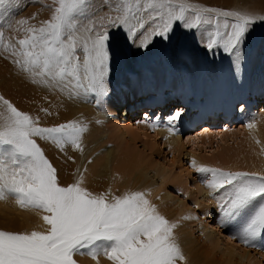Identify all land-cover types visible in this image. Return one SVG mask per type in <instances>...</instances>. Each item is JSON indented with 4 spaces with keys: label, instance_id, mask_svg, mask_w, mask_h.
Returning <instances> with one entry per match:
<instances>
[{
    "label": "snow or ice",
    "instance_id": "snow-or-ice-1",
    "mask_svg": "<svg viewBox=\"0 0 264 264\" xmlns=\"http://www.w3.org/2000/svg\"><path fill=\"white\" fill-rule=\"evenodd\" d=\"M8 2L0 0V8ZM88 9L86 0H59L51 19L39 29H28L31 34L18 41L19 51L11 49L21 71L51 87L106 96L112 28H124L135 37L149 20L153 21L141 45L146 49L150 38L168 40L177 22L186 29L214 24L206 48L212 51L222 47L236 55L255 22L254 16L211 7L195 9L181 4L177 10L171 0H117L115 15L106 12L99 17L100 30L85 28L89 35L81 45L75 35L76 17ZM188 10L195 16L186 17ZM205 13L214 14L216 19ZM220 17H233L235 22L225 19V31L221 32ZM9 47L5 45V50ZM0 102L7 111L0 127V199L11 194L20 207L42 210L43 222L48 226L44 232L0 231V264H76V254L94 259L102 254L112 264H178L185 259L174 235L177 226L159 214L145 193H94L85 186L82 175L67 186L60 183L58 170L34 137L52 142L61 151L66 145L82 151L85 127L76 123L42 127L38 119L18 110L7 99L0 97ZM179 116L177 112L170 120H178ZM196 171L210 174L206 181L210 196L215 198L214 194L223 190V198L218 201L222 226L237 222L258 198L264 201V176L207 167ZM260 237H264V203L234 238L251 245Z\"/></svg>",
    "mask_w": 264,
    "mask_h": 264
},
{
    "label": "bare ground",
    "instance_id": "bare-ground-1",
    "mask_svg": "<svg viewBox=\"0 0 264 264\" xmlns=\"http://www.w3.org/2000/svg\"><path fill=\"white\" fill-rule=\"evenodd\" d=\"M22 1L25 2L24 4H34L35 7L39 9L29 8L24 14L18 17H13L16 14L21 13L20 9L14 6L18 4V6L22 8L21 6L23 5L20 4ZM86 2L89 4V9L84 15L76 17L78 31L75 35L78 43L81 45L84 42L83 38L89 35L84 30L85 28L100 30V20L98 18L103 17L106 12H111L112 15H115L113 9L117 0H86ZM171 3L178 10L181 4L186 5V0H171ZM203 4L206 7L215 8L218 11L243 12L244 14L254 16L255 19L264 22V20L260 19L261 16H264V0H203ZM58 6L59 0H9L8 3L0 8V34L4 35L2 40L5 39V45L10 46L9 50L14 48L12 46L15 45L16 48L17 46L19 47V39H25L31 34L28 29H39L44 26L45 22L49 21L54 14L55 7ZM199 7L200 6H195L192 8L199 9ZM191 11L192 10H188V13L185 12V15L188 16V14H191ZM20 21H26V23L20 24ZM222 25L223 24H221L220 31L224 32L225 30ZM153 26L154 22L149 20L145 25V29L138 31L139 34L137 33L135 36L136 38H134L136 40H134L132 45L129 46L134 52L142 49L141 45L144 42V37L147 36ZM176 26H179L178 23ZM186 30L192 35L191 41L189 40L186 42V49L190 50V53L187 54L193 55L194 58L197 59L199 56H202L205 48L204 44L197 43L206 38L203 34L204 28L199 26L194 29ZM186 30L184 31L185 35ZM125 31L124 28L110 29L109 51L110 58L112 59V61L110 59L111 62H113L114 58L112 57L116 55L115 53H121V51H124L123 47H126V44L124 43L125 38L123 39L121 37L123 32L124 35L127 34ZM176 33L178 34L176 39L184 35L180 34L181 30H179L178 27L175 28L173 35L176 36ZM157 38L158 37L150 38L151 44H153V40H156ZM128 40L130 41V39ZM5 45L3 50L1 49L2 51H0V97L7 99L18 110L30 115L34 120L38 119L39 126L50 127L65 123H76L86 128V132L81 135L82 151L75 150L70 145H66L64 150L61 151L52 142L40 139L39 137H34L35 142L42 149L45 157L49 159L53 166L58 170L59 180L62 185L67 186L68 184L75 182L77 178L82 175L85 186L94 193H112L116 196H122L126 193L135 191L145 193L146 198L155 205L159 214L165 217L170 223L177 226L174 229V235L182 254L185 257V259L179 261L178 264L260 263L254 262L256 256H252L249 251L240 248L238 244H236L237 246H228L224 243V238L221 237L220 233L213 230L209 231L211 227H209L208 223L204 222V220H199V224L196 226H192L191 223L188 224V221L186 222V215L183 217L184 221L181 220L180 217L183 215L181 209L183 210L184 208L183 201L173 197L166 189V187H169L172 182L178 181V183H181L178 177L172 176L171 168H165L164 166L161 167L159 165L155 166L149 161L150 159L148 156L143 155V158H140L138 153H136L134 156L136 159H134L132 154L129 155L124 152L115 155L116 152H113L111 149H102L99 152H95L94 148H91V150L93 149L92 151L87 149V145L90 143L91 146L96 145L98 148H101L103 144L101 146V139L99 140L98 138L101 137L104 130H107L108 132H111L113 136L112 139L110 137L108 140L109 142L110 140L121 141L128 146L129 144L133 145L135 141L140 140L145 143L143 147L149 145V149H151L150 145L155 147L157 145L156 140L159 139L162 142V145L173 149V151L170 152H183L184 146L181 143L182 140H180L182 128L186 124V129H189L194 121L199 120L197 117H194L196 115L191 117L188 116V110L190 111L192 108L197 107L202 118H206L207 116L208 118H211L206 124L207 128L210 124L212 126L214 125L213 127L221 124L223 127L224 122L227 121L226 119L229 116H232L233 123H236L238 118V122H241L242 119L243 124L241 126H243V130L241 135L243 142H245V146H242L241 148L236 147L238 150L229 151L228 149V151L221 157H218L217 160L221 163L218 164L222 165L225 169H234L235 172L255 173L257 176H264V138L262 131V125L264 124V121L262 122V120L264 115L258 116V113L255 114L253 112L254 110L252 111L250 104L245 100V95L250 89L256 88L257 90H261L260 87H258L259 84L251 82L250 84H241L237 87L232 86L233 83H228L223 90L221 89L219 91L211 92L209 91L210 88L208 89V86L206 87L198 80V78H196L198 75H195V79L192 80V87H189V90L186 88V91L184 92L182 90V93H185L186 95V114L183 113L184 111L181 112L182 109L176 111L175 114L177 112L182 113L178 120H170L171 117L175 116V114H173L172 116H166V118H163V116L161 119H158L157 117L153 119L154 121L152 124H149L154 112L152 109H149L150 112H148L150 116L146 118L144 117V122H141V124L138 123L136 128H131L129 125L130 127L121 130V128L117 126L112 127L111 125L114 123V119H116L115 114L120 110L121 99L124 96L128 97L129 90L127 92L122 91L120 92V95L114 97V95L111 94L112 88L107 84V98L105 96L93 98L91 97L92 93L85 94L78 91L73 92L70 88H65L63 86H48L41 83L39 77L34 78L30 73H23L15 63V58L12 56L11 52L5 50ZM220 49L223 50L222 47H220L219 50ZM16 50H18V48ZM116 63L119 64V62ZM149 63L150 58L145 60V63L141 65V69L139 70L145 71L148 68L147 65ZM114 65H116L115 62ZM116 66H118L117 69L119 70L120 66ZM114 67L115 66H113V68ZM243 72L244 74H247L246 69H244ZM138 73L142 76L141 74L143 72L139 71ZM144 76L139 78V82H143L146 79ZM158 80L155 83L156 93H159L162 90L161 87L166 82L165 79ZM173 81L177 80L173 79ZM158 82L160 83L158 84ZM159 85L161 89L159 88ZM174 88L176 89V87ZM171 89L174 93H177L173 88ZM131 91V94H136L134 93V89ZM159 94L161 95V93ZM171 95L174 94L171 93ZM190 95L192 99L195 100L192 104L188 103V96ZM261 96L262 95L259 94V97ZM180 97L184 103L183 97ZM198 97H202L203 102L206 103L204 104L202 102L200 104ZM259 97L257 99L263 104L264 111V100H261ZM148 99V107L154 109L152 102L155 100V97ZM236 100L239 101V104H237ZM259 101H252V106H255ZM132 103L133 102H129L126 104L127 107L132 109ZM106 106L109 108V111ZM237 106H240V111L239 114L236 115ZM249 106L250 108H248ZM128 109L127 115L129 114ZM159 110L158 112L160 113L161 110ZM173 111H170V113H173ZM257 112H259L258 109ZM243 113L245 114L243 115ZM103 114H107V119H105L104 116H101ZM6 115V107L0 102V127L3 126ZM98 115L103 117L102 120L104 121L98 123V121H101L95 119ZM101 117L99 119H101ZM165 123H168V126H165ZM178 123L181 127L180 130L177 125ZM249 125H251V127ZM122 126L124 125L122 124ZM202 126L205 134L200 133V135H197L196 138L193 139L186 138L188 141H185H187L188 144L192 143V145L195 146L198 140L201 141L205 138L204 136H210L209 134L213 133L209 129H206L204 125ZM216 134L218 135V133ZM108 135L110 136V133ZM126 138H128V140H126ZM117 145L119 146V144ZM157 148H159L158 145ZM87 150L89 152H87ZM189 153L188 155L190 156L188 159L190 158L189 161L192 165H207L210 166V168H213L211 166L212 162L207 160L208 163L203 164L201 157L195 155L194 152H191V154ZM69 157H71V159ZM205 189L209 190L207 187ZM205 189L204 187L200 188L204 198L203 200L209 204L212 203L215 206L217 205L215 209L220 208L218 201L223 198V190L218 194H214L215 198H213V196L209 195L211 190L206 191ZM10 196L12 195L6 194L4 199H0V229L15 231L16 233H30L31 231L44 232L47 230L48 226L44 224L42 219L45 214L42 210H39V212H31L28 211L29 209H33L31 207L26 210V208L23 209L18 204L15 206L10 202ZM259 202L261 203V201ZM215 209L209 208L206 211L211 213ZM201 213H203L202 217L204 218V212L202 211ZM243 218L244 216H242L240 220ZM223 223L218 222V228L219 225H223ZM242 223L245 222L243 221ZM240 225L239 223L236 224L238 228ZM198 231H200L203 238L198 235ZM240 231L238 233H240ZM236 233L237 232L234 234ZM238 233L236 235H238ZM230 238L232 239L234 236L231 235ZM263 238L264 237H260L257 239L260 242L259 245H261L260 247L258 245L260 250H264V248H261L262 245L264 246ZM257 255L262 256V254L260 255L258 253ZM73 259L76 261V264H112V262L102 254L98 255L95 259L88 255L76 254Z\"/></svg>",
    "mask_w": 264,
    "mask_h": 264
},
{
    "label": "rangeland",
    "instance_id": "rangeland-1",
    "mask_svg": "<svg viewBox=\"0 0 264 264\" xmlns=\"http://www.w3.org/2000/svg\"><path fill=\"white\" fill-rule=\"evenodd\" d=\"M24 3L25 2L23 1L20 3L21 5H23L21 6L22 8H20L18 4L14 6L20 9L21 13H18L13 17H18L24 14V12H26L29 8L39 9L35 7L34 4L31 5ZM186 5H190L192 7L200 6L199 9L207 8L203 4V0H186ZM186 13H188V11H186ZM239 13L244 14L243 12H239ZM195 14L196 13L194 11H191V14H188V16L186 15V17H193L195 16ZM205 15L211 16L213 20L216 19L214 14L205 13ZM225 19H227L229 23L235 22L233 17H227V18L221 17V24H223V21ZM177 23L179 26H174L173 32L170 34L168 40H164L162 37H158L156 40H153L154 42V43L152 42L153 44L149 43L146 49L142 48L140 51H135V52L129 46H131L134 40H136L134 39L136 37H133L127 31L125 32L128 35L127 34L124 35V32L123 34H121V37L123 39L125 38L124 43L126 44V47L125 46L123 47L124 51H121V53L118 54L115 53L116 55L112 57L114 58L113 62H111L112 59L110 58L111 61H109V70H108V72L109 71L110 72L107 73V84L109 85V87L112 88L111 94L114 95V97L120 95V92L122 91L127 92L129 90L130 92L128 97L124 96L121 99V104L119 108L120 110L115 114L116 119H114V123H112L111 126L112 127L117 126L121 128V130H124L126 127H130V126L131 128H136L138 123L141 124V122L145 121L143 119L144 117L146 118L150 116L149 109H152V111L154 112L156 111L158 112V110L160 109L161 111L159 110L160 113L159 112L158 113L159 114L162 113L164 116V117L162 116L163 118H166V116H172L173 114H175L176 111L181 109H182L181 112L184 111L183 113L186 114V95L185 93H182V90L184 92L186 91V88H188L189 90V87L190 88L192 87L191 86L192 80L195 79V75H198L196 78H198V80L202 82L206 87L208 86V89L210 88L209 91L211 92L219 91L221 89L223 90V88L228 83H233L232 86H237V87H239V85L241 84L242 85L247 83L250 84L251 82L259 84L258 87H260L261 90H257L256 88L250 89L249 91H247L245 95V100L250 104L252 111L254 110L253 112L255 114L258 113V116L264 115L263 104L257 99L259 97V94L262 96L264 95V22L260 21L259 19H255V22L250 25L249 31L246 34V39L242 51L237 52L236 55L229 54L221 49L219 50L220 47L214 48L212 51H209L206 48V42L208 40L209 34L215 31V25L214 24L201 25V27L204 28L203 34L205 35L206 38L205 40L198 41L197 43L204 44L205 48L202 53V56H199V58L197 59L194 58L193 55L187 54L190 53V50L186 49V42L189 40L191 41L192 35L190 34L189 31L186 30V28L183 27L181 23L179 22ZM177 27L179 30H181L180 34H184V31L186 30V35L184 34L176 39L178 34L176 33V36L173 34L175 28ZM3 37L4 35H2V39ZM127 38L130 39V41ZM2 39H0V51L3 50L5 45V39L4 40ZM12 47H14L15 49L18 48L17 51L20 50L18 46L16 48V45ZM8 51L11 52V49ZM149 58H150V63L147 65L148 68L145 71L139 70L141 69V65L145 63V60ZM114 62L116 65L120 66L119 70L117 69L118 66L114 65ZM116 62H119V64H117ZM113 66L115 67L113 68ZM244 69L247 70V74H244L243 72ZM139 71L143 72L141 74L142 76L145 75L144 77L146 79L143 82H139V78H142V76H140L138 73ZM158 79L166 80L165 84H163L161 87L162 90L159 92L161 93V95L159 93H156L155 91L156 90L155 83L157 82ZM173 79L177 81H173ZM159 83L160 82H158V84ZM174 87H176V89ZM171 88L177 91V93H174ZM132 89H134V93L136 94H131ZM171 93L174 95H171ZM180 96L183 97L185 104L182 102ZM262 96L259 98L261 100H264V96L263 97ZM91 97L96 98L98 96L91 94ZM105 97L107 98V95ZM154 97L155 100H153L152 102L154 109L149 108L148 98L152 99ZM194 101L195 100L192 99L191 95L188 96L189 104H192ZM198 101L201 104L203 102V98L198 97ZM252 101H259L256 103V105L258 106L256 105L252 106ZM129 102H133L132 109L127 107L126 105ZM203 103L205 104L206 102ZM237 104H239V101H237ZM250 106L248 108H250ZM255 107L259 110V112H257V109ZM106 108L109 111V108L107 106ZM127 109L129 113L128 115H127ZM170 111L171 112L173 111V113H170ZM239 111H240V106H237L236 115L239 114ZM154 112L153 115L151 116L152 119L149 121V124H152L154 121L153 119L158 117ZM180 114L182 115V113ZM244 114L245 113H243V115ZM195 115L196 116L194 117H197L199 120L207 121L205 122L206 124L211 120V118H208V116L206 118H202L201 117L202 115H200L199 112ZM99 116L100 115H98L97 118H95L97 119V121L101 120L98 121V123L104 121L102 120L103 117L101 116H104L105 119H107L108 117L107 114L106 115L103 114L100 116L101 119H99L100 118ZM188 116L191 117L193 115L189 114ZM208 119L210 120L208 121ZM238 120H236L235 125L232 126H228V127L223 126L222 128L213 127L215 129L210 130L211 132H213L212 134H209L210 136H204L205 133L203 132V128H202L203 126L201 125L202 123L198 124L196 128L190 131L189 129H186V124H185V126L182 128V134L180 136V140H182L181 143L184 146V151L178 153L170 152L173 151V149L165 145H162V142L159 139L156 140L159 148H157V145L155 147L150 145L151 149H149V145H147V147H143L145 143H143L140 140L135 141L133 145L129 144L128 146H126L124 142L121 141L110 140L109 142L108 140L110 139V137L112 139L113 136L112 133L108 132L107 130H104L101 137L98 138L99 140L101 139L100 140L101 146L103 144L102 147L100 146L101 148H98L96 145L91 146L90 143L87 145V149H89L90 151L91 148H94L95 152H99L102 149H108V150L111 149L113 150V152H116L115 155L124 152L129 155L132 154L133 157L136 155V153H138L140 158H143V155L148 156L150 159L149 161L155 166L159 165L161 167L164 166L165 168H171L172 176L178 177L181 183H178V181L172 182V184L169 187H166V189L170 194H172L173 197L181 199L183 201L184 208L182 207L183 210L181 209L183 213V215L180 217L181 220L184 221L183 217L186 215V222L188 221V224L191 223L192 226L198 225L199 220H204V222L208 223L209 227H211L209 231L213 230L219 232L221 237L224 238L223 239L224 243H226L228 246L229 245L237 246L236 244H238L240 248L249 251L252 256H256L254 258L255 259L254 262H260L259 264H264V250H260L259 247L261 245H259L260 242L258 240H256L257 242L254 241L251 245L244 246V243L240 242L239 240H236V238L235 239L230 238L231 235L234 237L237 236L236 234L240 230H242L250 215L254 214V212L258 210L259 204L264 203V201L257 199V201L253 202L247 214L244 215V218L246 220L243 218L242 220L239 219L237 221L239 225L241 222L239 228L236 226L235 222L229 227H225L222 226V224H220L218 228L217 223L218 222L223 223L221 210L220 208L215 209L217 205L215 206L212 203L209 204L208 202L203 200L204 198L202 196V192L200 191L201 187H204V189L207 187L206 181L210 179V174L199 173L196 171V168L198 167L210 168V166L192 165L191 162L189 161L190 158L188 159V157L190 156L188 155V153L190 152L189 154H191V152H194L195 155L201 157L203 164H207L208 163L207 160H208L212 162L211 166L214 169L217 168L226 172H233L234 169H225L224 167H222V165H219L218 163H220V161L217 159L218 157H221L225 152H227L228 149L229 151L238 150L237 149L238 147L241 148L242 146H245L244 144L245 142H243L241 135V132L243 130L242 129L243 126H241L243 124L242 119L241 122H238ZM263 121L264 118L262 122ZM122 124L124 126H122ZM206 124L204 126L206 129H208ZM177 125L180 130L181 127L179 123ZM262 127H263L262 131L264 138V124L262 125ZM214 132L218 133V135ZM109 133L110 136L108 135ZM200 133L201 134L204 133L203 136L205 138L203 140L201 141L196 140L197 143L195 146L192 145V143L190 144L187 143L188 139L196 138V136L200 135ZM126 140H128V138H126ZM117 144H119V146ZM116 150L119 152H117ZM89 151L87 150V152ZM134 159H136V157H134ZM205 190L207 191L208 189ZM9 199L12 204H14L15 206L17 205L16 199L14 198L13 195L10 196ZM259 201H261V203ZM28 208H26V210H28ZM209 208H214L215 210L211 213H208V211L206 210ZM28 211L39 212L38 209H29ZM202 211L204 212L205 215V216L203 215L204 218L202 217L203 214L201 213ZM243 221L245 223H242ZM0 231H6V230L0 229ZM9 232L16 233L15 231H9ZM235 232L237 233L234 234ZM198 235L201 236V238H203L200 231H198ZM262 248H264L263 245ZM257 253L260 255L262 254V256L257 255Z\"/></svg>",
    "mask_w": 264,
    "mask_h": 264
}]
</instances>
